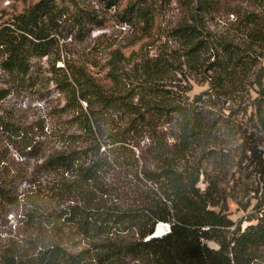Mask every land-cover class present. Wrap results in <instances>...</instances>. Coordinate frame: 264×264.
I'll use <instances>...</instances> for the list:
<instances>
[{
  "label": "rangeland",
  "instance_id": "1",
  "mask_svg": "<svg viewBox=\"0 0 264 264\" xmlns=\"http://www.w3.org/2000/svg\"><path fill=\"white\" fill-rule=\"evenodd\" d=\"M40 1L0 0V24ZM57 4L65 16L60 22L61 33L54 37L57 45L52 54L33 59L25 79L17 80L0 72V89L9 90L7 98L0 102V118L33 136L47 154L94 151L95 143L107 141L110 145L109 137L115 134L125 139L126 151H130L126 152L128 158L119 159L118 155L105 152L111 162L118 164L102 173L98 186L78 187L79 203L84 204L83 194L87 191L93 195L94 204L119 207L117 193L126 205L138 207L147 202L145 185L138 182L137 174L142 171L141 151L151 141L148 134H126L130 121L126 113L96 126L95 138L90 139L82 132L73 122L76 107L71 104L66 86L69 81L79 91L71 78L73 72L85 74L106 95L127 96L133 98L134 104L140 103L136 95L144 91V86H156L182 96L217 120L230 123L233 128L230 136L223 138L225 146L206 155L203 169L224 192L225 214L231 221L244 229L250 219L258 217L260 209H264V133L256 127L253 107L259 97L258 87L248 71L239 87L240 93L226 98L213 84L214 74L209 69L224 59L229 50L264 67V0H114L110 6L107 0H65ZM139 8L146 12L144 16L136 14ZM76 17L83 18L86 26L82 31L74 22ZM191 29H195V36L188 37ZM192 38L194 42L190 45ZM199 41L202 48L193 50ZM157 63L165 66L167 74L154 80L143 69ZM83 106L87 108L85 103ZM62 135H66V142L62 141ZM14 140L19 142L0 128V154L5 155L7 167L12 169L5 180L14 181L13 187L19 194H31L36 186L37 193L29 196L33 197L54 188L57 182L60 185L70 182L61 174L44 172L41 156L21 158ZM109 148L112 146L102 148L101 152ZM249 148L254 151H247ZM17 173L21 174L18 179ZM207 185L202 177L200 189L205 190ZM42 199L41 205L47 212L55 209L42 231L52 238L56 234L52 223L76 200L71 194L60 203L49 197ZM23 219L20 209L0 208V249L21 239L25 232ZM63 224L64 220L56 223L64 231L58 236L61 244L71 253L84 254L86 264H99L93 261L92 244ZM160 224L165 223L157 224L155 232ZM167 226L160 238L170 232ZM137 239V234L130 230L121 232L119 240ZM208 246L218 249L214 242H208ZM129 264L139 263L130 260Z\"/></svg>",
  "mask_w": 264,
  "mask_h": 264
},
{
  "label": "trees",
  "instance_id": "2",
  "mask_svg": "<svg viewBox=\"0 0 264 264\" xmlns=\"http://www.w3.org/2000/svg\"><path fill=\"white\" fill-rule=\"evenodd\" d=\"M58 1L65 0H41L0 24L1 73L17 80L25 79L31 71L33 59L52 54L57 45L54 37L61 33L60 22L65 16ZM107 3L110 6L114 0H107ZM145 13L141 8L136 10L138 15L144 16ZM74 22L80 31L86 26L81 17H76ZM188 34V37L195 36V29ZM193 42L192 38L189 44ZM202 44L199 41L192 49L202 48ZM143 70L154 80L167 74L161 63ZM209 70L214 74L212 80L219 94L226 98L240 93L242 79L250 72L259 94L253 104L256 127L264 133V67H258L249 57L229 50L226 57ZM71 78L75 86L80 87L79 91L76 90L69 81L66 85L71 104L76 107L73 122L90 139L97 135L96 126L108 119L113 120L119 113L129 116L127 135L150 136L151 143L141 151L142 157L139 158L142 171L137 174L138 182L145 185L147 202L138 207L126 205L117 193L121 202L119 207L94 204L93 195L87 191L83 194L84 204L79 203L78 187L82 184L98 186L102 173L118 164L117 161L111 162L107 153L118 155L119 159L128 158L126 152L130 151H126V141L120 134L109 137L112 140L110 145L107 141L95 143L94 151H50L47 154V151H41L33 136L0 118V128L18 139L19 142L14 140V143L21 158L41 156L44 172L70 179L69 183L60 185L57 182L49 191L29 197L37 193L35 186L31 194L24 196L13 187L14 181L5 180L12 169L7 167L5 155L0 154V208L20 209L25 229L18 242L1 247L0 264H86L84 254L71 253L61 244L58 236L64 231L56 225L61 220H64L63 225L71 226L92 244L93 261L99 264H129L130 260L139 264L264 263V209H260L258 217L250 219L244 229L237 226L225 214L224 192L203 169L208 159L206 155L210 151H221L225 146L223 138L229 137L233 128L230 123L217 120L193 103L189 104L182 96L156 86H144V91L136 95L140 103L134 104L133 98L127 96L106 95L83 73L73 72ZM8 94L9 90L0 89V102ZM66 138V135L61 137L63 142ZM106 146L112 148L101 152ZM247 151L254 150L249 148ZM4 171L8 172L3 175ZM20 177L21 174L17 173L16 178ZM202 177L208 183L205 190L199 187ZM68 194L76 204L63 209L57 222H51L56 229L51 238L42 231H45L44 224L53 218L55 209L47 212L48 209L41 205L42 198L49 197L60 203ZM159 223L170 225V233L146 240L155 233ZM130 230L137 234L136 241L119 240L121 232ZM208 242L216 243L218 249L209 247Z\"/></svg>",
  "mask_w": 264,
  "mask_h": 264
},
{
  "label": "bare ground",
  "instance_id": "3",
  "mask_svg": "<svg viewBox=\"0 0 264 264\" xmlns=\"http://www.w3.org/2000/svg\"><path fill=\"white\" fill-rule=\"evenodd\" d=\"M165 226H167V225H166V224H160V225H159L158 232L163 233L164 230L166 229ZM169 227H170V225H169ZM165 233H166V232H165Z\"/></svg>",
  "mask_w": 264,
  "mask_h": 264
},
{
  "label": "water",
  "instance_id": "4",
  "mask_svg": "<svg viewBox=\"0 0 264 264\" xmlns=\"http://www.w3.org/2000/svg\"><path fill=\"white\" fill-rule=\"evenodd\" d=\"M170 230L171 228L169 226H167ZM170 233V232H169ZM163 233H158L157 231L153 234V238H160V236L162 235Z\"/></svg>",
  "mask_w": 264,
  "mask_h": 264
}]
</instances>
